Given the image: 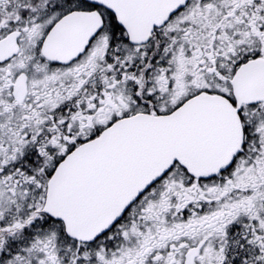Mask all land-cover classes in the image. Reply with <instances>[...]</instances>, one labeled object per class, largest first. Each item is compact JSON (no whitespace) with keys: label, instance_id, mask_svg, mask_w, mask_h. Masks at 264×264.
<instances>
[{"label":"snow or ice","instance_id":"obj_1","mask_svg":"<svg viewBox=\"0 0 264 264\" xmlns=\"http://www.w3.org/2000/svg\"><path fill=\"white\" fill-rule=\"evenodd\" d=\"M0 264H264V0H0Z\"/></svg>","mask_w":264,"mask_h":264}]
</instances>
